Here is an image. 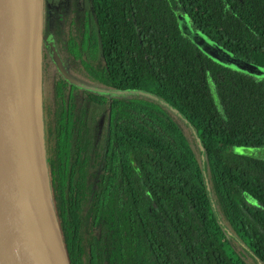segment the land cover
Masks as SVG:
<instances>
[{
	"label": "trees",
	"instance_id": "16d2710c",
	"mask_svg": "<svg viewBox=\"0 0 264 264\" xmlns=\"http://www.w3.org/2000/svg\"><path fill=\"white\" fill-rule=\"evenodd\" d=\"M84 1L69 48L115 96L53 84L42 136L68 264H243L226 228L264 264V79L213 62L177 20L264 68V0Z\"/></svg>",
	"mask_w": 264,
	"mask_h": 264
},
{
	"label": "water",
	"instance_id": "95a60500",
	"mask_svg": "<svg viewBox=\"0 0 264 264\" xmlns=\"http://www.w3.org/2000/svg\"><path fill=\"white\" fill-rule=\"evenodd\" d=\"M42 9L41 0H0V264H68L51 206L45 156L42 160L38 145ZM185 17L177 16L185 36L222 62L216 55L227 51L193 32ZM235 58L253 73H264ZM57 66L67 78L59 61Z\"/></svg>",
	"mask_w": 264,
	"mask_h": 264
},
{
	"label": "rangeland",
	"instance_id": "374dc122",
	"mask_svg": "<svg viewBox=\"0 0 264 264\" xmlns=\"http://www.w3.org/2000/svg\"><path fill=\"white\" fill-rule=\"evenodd\" d=\"M44 2L50 4V0H41V9L44 7ZM80 2V1H79ZM54 9L52 11L46 12L45 10L43 11L42 9V16H43V21L41 24V34H42V39L40 41V53H39V63H38V84H37V97H38V108H39V118H38V132H39V152L41 155L42 160H44V141H43V136H42V127L44 122H48L49 118L46 114L47 107L52 106V95H53V78L56 75V67H57V61H61L62 55L59 54L58 49H57V42H56V35L53 32V29L58 26L59 31L61 35L64 34L66 36V32L70 26H68L69 21H64V19H69L70 16H72V7H73V1L72 0H66L65 3L54 5ZM81 5L80 3L77 4V13L79 16H81ZM80 10V11H79ZM182 15V14H181ZM62 16L58 22V17ZM178 16V15H177ZM184 16V15H182ZM46 17V26L44 22V19ZM186 18V17H185ZM178 20V19H177ZM188 22L190 24V21L188 19ZM179 26V22H178ZM191 26V24H190ZM185 31L188 29L186 26ZM180 29V27H179ZM192 29V27H191ZM182 30V27L180 31ZM193 30V29H192ZM183 31V30H182ZM181 31V32H182ZM194 32V31H193ZM182 34L186 35L184 32ZM66 39V38H65ZM44 43V45H43ZM43 48V49H42ZM43 51L46 52V58L43 57ZM203 54H205L202 50H200ZM49 55L52 57L54 61V67L52 62H50ZM206 55V54H205ZM209 57L213 62L226 67L228 69H231L233 71H237L243 74H247L249 76L255 77L257 79H264V73L261 71L258 72H252L250 68L247 66L243 65L241 61L237 60L234 56H232L230 53H225L224 55H216V57H222L220 58L222 62L212 59L210 56L206 55ZM49 58V59H48ZM49 62V64L46 66V64ZM44 65V66H43ZM55 68V69H54ZM49 69V70H47ZM264 71V68H262ZM95 91V89H92ZM129 94H138L135 88H129ZM96 92V91H95ZM158 101V100H157ZM171 114H173L171 112ZM175 114V113H174ZM173 114V121L174 123L178 126L182 134L185 136L187 142L190 141L191 136H189L191 133L193 134V130L189 126H185L183 122L182 117H177L178 115ZM188 125V124H186ZM194 135V134H193ZM189 143V142H188ZM190 147L191 144L189 143ZM225 227V226H224ZM228 231V236L232 237L233 239L229 238L227 236V241H226V248L229 250L230 254L234 258V260L239 261L240 263L243 264H262L255 256H253L245 247L244 243L239 241L237 237L234 235V233L228 228H226Z\"/></svg>",
	"mask_w": 264,
	"mask_h": 264
},
{
	"label": "flooded vegetation",
	"instance_id": "af4514ba",
	"mask_svg": "<svg viewBox=\"0 0 264 264\" xmlns=\"http://www.w3.org/2000/svg\"><path fill=\"white\" fill-rule=\"evenodd\" d=\"M73 1V11H72V16H70L69 19H64V21H69V24L68 26H70L66 32V36L61 35V33L59 32L58 33V29H59V23H58V26H57V29L54 28L53 29V32L55 33L56 35V42H57V49H58V52L59 54L62 55V60L59 61L67 75V78H71V83L75 84L76 87L78 89H80L81 91L83 90H88V91H91L92 93H96V94H101V95H104V96H115V93L113 91H110V90H104L103 88H100L98 86H96L95 84H92V82H90V80L88 79V74L85 72V67H86V61L87 60V56L86 54L83 52L81 53L80 55L78 54L77 55V58H78V61L74 58L75 55H74V52H73V43L71 44L70 48H69V43L68 41L70 39H73L75 36L74 34H76V29L78 28V19H79V15L77 13V4L80 3L81 5V16H82V13H83V7H84V3L85 1L84 0H72ZM80 1V2H79ZM66 0H50V4L44 2V7H43V11L45 10L46 12L49 11H52L54 9V5H58V4H62V3H65ZM79 10V11H80ZM62 18V16H59L58 17V22L60 21L59 19ZM71 21H73V23H71ZM45 23V26H46V17L44 19V22ZM62 28V27H60ZM58 30V31H57ZM66 38V39H65ZM70 42V41H69ZM76 44V49L79 50V47H78V44ZM44 45V43H43ZM43 49V48H42ZM43 57L47 59L46 57V52L43 51ZM49 57L51 59L50 62H52L53 64V67H54V61L52 59V57L49 55ZM49 62H47L46 64L44 65H48ZM43 65V66H44ZM55 69V68H54ZM49 70V69H47ZM56 75L54 76L53 78V84L57 78V75L59 74L60 70L58 68V66L56 67ZM60 74L62 76H64L61 72ZM65 77V76H64ZM66 78V77H65ZM92 89H95V91H93ZM52 101H53V95H52Z\"/></svg>",
	"mask_w": 264,
	"mask_h": 264
},
{
	"label": "bare ground",
	"instance_id": "6f19581e",
	"mask_svg": "<svg viewBox=\"0 0 264 264\" xmlns=\"http://www.w3.org/2000/svg\"><path fill=\"white\" fill-rule=\"evenodd\" d=\"M47 217V216H46ZM47 220H48V217H47Z\"/></svg>",
	"mask_w": 264,
	"mask_h": 264
}]
</instances>
